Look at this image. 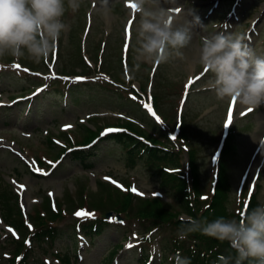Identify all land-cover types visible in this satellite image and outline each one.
Segmentation results:
<instances>
[{
	"label": "rangeland",
	"instance_id": "rangeland-1",
	"mask_svg": "<svg viewBox=\"0 0 264 264\" xmlns=\"http://www.w3.org/2000/svg\"><path fill=\"white\" fill-rule=\"evenodd\" d=\"M159 4L191 9L200 17L203 27L194 30L197 34L182 50L183 59L172 57L158 65L140 62L135 70L139 62L135 28L140 19L136 10L128 0H109L110 11L102 17L97 12L100 0H83L77 12L66 11L63 19L68 27L47 59L38 64L23 58L0 60V217L4 223L0 264H142L140 253L149 255L146 264H175L174 247L192 243L190 235L179 239L176 224L199 220L200 212L190 217L175 199L177 187L163 183L156 169L140 161L129 163L118 146L99 138L107 136L104 131L109 128L147 143L154 138L176 147L184 178L190 182L191 169L196 173L197 200L193 195L189 204L204 210L200 219L208 220L219 163L227 177L223 200L227 219H239L242 212L264 203V149L250 180V165L264 147V103L247 112L236 101L217 100L207 87L212 74L198 62L200 37L210 33L243 35L256 54L264 56V0H159ZM56 80L76 84L79 96L48 89ZM87 80L101 82L107 89L88 91L82 85ZM104 81L127 90L117 95ZM132 90L142 94L139 99ZM148 103L155 116L141 110ZM228 129L229 150L223 152ZM93 133L95 140L82 146ZM85 151L95 155L79 158ZM21 185L29 196L27 205L16 188ZM3 193L17 230L5 222ZM125 199L131 202L121 204ZM150 201L163 207L167 217L143 215L138 203L147 207ZM78 211L92 215L77 216ZM108 211L120 212L122 220L108 218L110 225L95 237L77 229L74 238L65 232L90 216L105 219ZM55 225L64 236L53 243L35 234L39 228ZM220 248L216 260L229 256L223 245Z\"/></svg>",
	"mask_w": 264,
	"mask_h": 264
},
{
	"label": "clouds",
	"instance_id": "clouds-1",
	"mask_svg": "<svg viewBox=\"0 0 264 264\" xmlns=\"http://www.w3.org/2000/svg\"><path fill=\"white\" fill-rule=\"evenodd\" d=\"M140 19L135 28L137 62L167 63L184 58L195 29L203 27L193 10L181 6L163 7L159 0H128ZM83 0H0V60L29 59L40 63L53 54L61 33L67 29L66 11L77 12ZM109 0H100L97 12L106 17ZM191 17V18H189ZM198 62L212 74L207 87L219 101H236L247 112L264 103V56L256 52L238 34L210 33L200 37ZM229 242L236 253L234 264H264V203L242 212L239 219L220 216L212 221L191 219L178 229L184 240L190 233ZM231 256L220 255L218 264H230ZM175 264H191L177 253Z\"/></svg>",
	"mask_w": 264,
	"mask_h": 264
},
{
	"label": "trees",
	"instance_id": "trees-1",
	"mask_svg": "<svg viewBox=\"0 0 264 264\" xmlns=\"http://www.w3.org/2000/svg\"><path fill=\"white\" fill-rule=\"evenodd\" d=\"M62 81V80H61ZM90 81V80H87ZM59 80L50 82V86L48 89H56V92L58 94H61L63 91H67L70 93L75 94V85L72 84L70 86L69 83H61L59 84ZM107 85L112 87L114 92L117 95H120V92H124V90L121 87L118 86L117 83L113 81H104ZM83 88L90 90H94L95 87L98 88H104L107 89V86L104 85L101 82L93 83V82H84L82 83ZM58 86V87H57ZM123 89V90H122ZM132 93L134 94L136 98H140L142 95L141 93L135 91V93L132 90ZM75 97H78V94L74 95ZM148 110L145 105H143V108ZM152 112H154V108L151 107ZM228 135H230V131L227 133L223 140V148L222 151L225 152L226 150H229L228 148ZM96 138L95 133L92 134V136L85 138L82 145H85L89 143L92 139ZM151 140L149 143L146 142L145 139H142L140 137H135V135L131 133H127L126 131L116 132L111 134L110 136H107L106 139L108 141H112L116 146L119 147L121 150V153L124 154L126 161H129V163H134L135 161H140L143 165L147 166L148 168H154L157 170L158 175L161 177L163 183H169L177 187V190L179 192V195L175 197L177 202L180 203L185 209L186 212L190 217H194L197 212H200L199 214V220L200 217H204V215L201 213L204 211L203 209L195 207L193 204H189V201L191 200V197L194 195V199L197 200L196 192H197V176L196 173L191 169L190 182L188 179H185L183 176V173L179 166H177L178 161V149L176 147H167L165 144L157 141L154 138H150ZM98 147H93V149H97ZM92 149V150H93ZM94 154L95 152L91 151H85L81 153V156L79 158L85 159L88 156ZM85 166L89 167L92 164H84ZM177 166V167H176ZM171 167H176V170H173ZM223 166L221 163H219L218 166V175L217 179L215 180L214 189L212 191V199L210 200V207L211 210L209 212L208 220L212 221L220 216H223L227 219V213L226 209L223 205V200L225 199V194L227 190V184H226V175L223 171ZM175 171V172H173ZM6 193V192H5ZM5 193L1 196V203L3 205V210L5 212V218L8 219V221H5L8 225L14 227L17 230V227L15 226V223L13 220H10L13 216L11 212V208L8 205V197H6ZM128 199H125L121 204L127 205ZM131 202V201H130ZM148 202V200H147ZM140 205V212L144 215H151L153 217H167V213L164 212L163 207H161L159 204H157L154 201H150L147 205L138 203ZM189 205V207H188ZM120 214V212H117ZM240 218V216H238ZM176 223V222H175ZM108 221L104 218H99L98 215L90 216L88 218L82 219L79 223L73 224V227H70V229L66 228L67 232H71L73 234V238L76 229H79L82 234L88 235L89 237H95L97 234H100L105 227H107ZM178 228L181 226L176 224ZM36 235H43L42 239L45 241H53L57 238H60L61 236H64V232L62 228H59L58 226H47L45 228H39L36 232ZM190 237L193 238V241L190 245L183 244V242H180L179 245L174 247L173 250V256L177 255L179 253L182 257H188L191 261V264H218V261L214 259L217 254H220V247L223 245L229 252V256H231L233 259L236 257V253L234 249L231 248V246L228 244L227 241H218L215 238L206 236L201 234L200 232L190 233ZM85 236V237H86ZM74 247L73 250L77 251L78 246L76 245V240H74ZM213 244L211 245V243ZM118 246V244H117ZM172 252V251H171ZM112 254V253H111ZM111 254H109V257H111ZM140 257H142V264H145L148 261L149 255L147 253H140Z\"/></svg>",
	"mask_w": 264,
	"mask_h": 264
},
{
	"label": "bare ground",
	"instance_id": "bare-ground-1",
	"mask_svg": "<svg viewBox=\"0 0 264 264\" xmlns=\"http://www.w3.org/2000/svg\"><path fill=\"white\" fill-rule=\"evenodd\" d=\"M230 115L228 116V120H229ZM1 145V143H0ZM263 149L264 147H262L254 156V160L250 165V169L252 171V176L250 178L251 181H253V175L255 174L256 169L258 168L260 162H261V158L263 156ZM18 189V191L21 193L22 196V203L23 204H28L29 202V196L27 194V191L24 190V188H21L20 186L16 187ZM0 226H4L3 220L0 217Z\"/></svg>",
	"mask_w": 264,
	"mask_h": 264
},
{
	"label": "snow or ice",
	"instance_id": "snow-or-ice-1",
	"mask_svg": "<svg viewBox=\"0 0 264 264\" xmlns=\"http://www.w3.org/2000/svg\"><path fill=\"white\" fill-rule=\"evenodd\" d=\"M130 7L131 8H133V9H135V7H134V5H131L130 4ZM14 67H19V65H14ZM25 71H27V69H25ZM77 79H83V78H81V77H78ZM198 79V78H197ZM192 83V80H189V84H191ZM38 91H40V90H38ZM234 102V101H233ZM145 107L152 113V115H156L154 112H152V109H151V105H150V103H148V104H145ZM157 118V120H159V117H156ZM230 119H231V117H229V122H230ZM66 127H70V125H66ZM106 131V133H110V132H115V131H120L119 129H114V128H109V129H106L105 130ZM21 188H23V185H21L20 186ZM133 191H136V189L135 188H133ZM142 194V193H141ZM76 215L77 216H83V215H92V213H86V212H83V211H78L77 213H76ZM29 227H31V225H29ZM132 245H129V247H131Z\"/></svg>",
	"mask_w": 264,
	"mask_h": 264
},
{
	"label": "water",
	"instance_id": "water-1",
	"mask_svg": "<svg viewBox=\"0 0 264 264\" xmlns=\"http://www.w3.org/2000/svg\"><path fill=\"white\" fill-rule=\"evenodd\" d=\"M105 216H106V218H110L111 216H114L115 220H117V221L121 220V218L119 216L115 215L114 212H107Z\"/></svg>",
	"mask_w": 264,
	"mask_h": 264
}]
</instances>
